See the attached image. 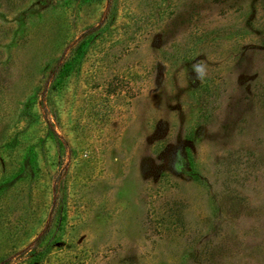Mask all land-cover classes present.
<instances>
[{"label": "rangeland", "instance_id": "rangeland-1", "mask_svg": "<svg viewBox=\"0 0 264 264\" xmlns=\"http://www.w3.org/2000/svg\"><path fill=\"white\" fill-rule=\"evenodd\" d=\"M0 264H264V0H0Z\"/></svg>", "mask_w": 264, "mask_h": 264}, {"label": "trees", "instance_id": "trees-1", "mask_svg": "<svg viewBox=\"0 0 264 264\" xmlns=\"http://www.w3.org/2000/svg\"><path fill=\"white\" fill-rule=\"evenodd\" d=\"M99 25L94 26V27H90V28H88L86 31H84L81 34L80 39L77 42V44H75L70 49V51H69L70 52L69 53L70 55H69L68 59H66L64 62H62V64L59 67H55L53 69L54 74H58L59 72H61L63 70H66L71 65V62L73 61V58L75 56V53L77 55L78 54H81V53H84V51H85V49L87 47V44H88V42L90 40L91 34H93L96 30H98L99 28H101V26H99ZM30 152H31V149H30V151H28V153L25 156L26 161L28 159V163H31V162H29V160L33 157L32 155H30Z\"/></svg>", "mask_w": 264, "mask_h": 264}, {"label": "clouds", "instance_id": "clouds-1", "mask_svg": "<svg viewBox=\"0 0 264 264\" xmlns=\"http://www.w3.org/2000/svg\"><path fill=\"white\" fill-rule=\"evenodd\" d=\"M193 67H194V71L197 74L196 78L197 79H203L205 76V67L203 65H200V64L194 65Z\"/></svg>", "mask_w": 264, "mask_h": 264}]
</instances>
